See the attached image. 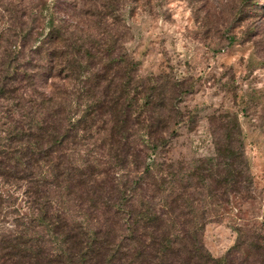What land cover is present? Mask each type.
<instances>
[{
    "label": "trees",
    "instance_id": "1",
    "mask_svg": "<svg viewBox=\"0 0 264 264\" xmlns=\"http://www.w3.org/2000/svg\"><path fill=\"white\" fill-rule=\"evenodd\" d=\"M121 2L22 0L2 21L0 222L4 187L25 211L0 233V264H264V212L219 257L202 241L252 191L237 116L209 117L210 155L162 159L190 88L138 74Z\"/></svg>",
    "mask_w": 264,
    "mask_h": 264
},
{
    "label": "rangeland",
    "instance_id": "2",
    "mask_svg": "<svg viewBox=\"0 0 264 264\" xmlns=\"http://www.w3.org/2000/svg\"><path fill=\"white\" fill-rule=\"evenodd\" d=\"M21 2L0 0V26L18 15ZM118 11L128 30L124 48L138 74L167 76L190 88L181 95V122L162 159L210 155L209 117L237 116L252 191L204 225L203 244L219 257L234 242L232 226L259 224L264 212V0H122ZM4 191L9 207L1 234L13 229L12 210L25 211L20 189Z\"/></svg>",
    "mask_w": 264,
    "mask_h": 264
}]
</instances>
